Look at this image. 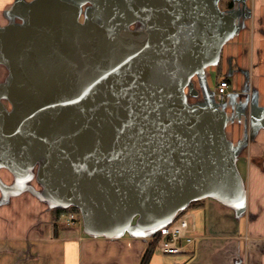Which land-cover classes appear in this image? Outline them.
Returning a JSON list of instances; mask_svg holds the SVG:
<instances>
[{"label": "water", "instance_id": "water-1", "mask_svg": "<svg viewBox=\"0 0 264 264\" xmlns=\"http://www.w3.org/2000/svg\"><path fill=\"white\" fill-rule=\"evenodd\" d=\"M90 1L101 23H81L78 3L33 0L27 15L16 6L24 25L0 29L12 61L0 84L12 104L0 102V165L22 179L43 159L55 205L80 206L92 231L110 235L137 212L157 230L206 195L242 202L224 116L207 99L186 101L236 14L220 0ZM137 20L144 30H129Z\"/></svg>", "mask_w": 264, "mask_h": 264}, {"label": "crops", "instance_id": "crops-1", "mask_svg": "<svg viewBox=\"0 0 264 264\" xmlns=\"http://www.w3.org/2000/svg\"><path fill=\"white\" fill-rule=\"evenodd\" d=\"M18 2L0 0V29L18 24ZM219 6L236 14L235 27L217 60L197 73L206 94L198 83L200 95L186 101L192 106L207 99L224 116L223 142L243 201L211 194L196 199L200 203L187 211L193 214L188 229L193 243L176 254H164L157 245L155 252L165 257L158 261L154 254L151 264H183L191 251L194 257L186 264H264V0H220ZM11 77L12 61L0 43V84ZM221 79L230 83L223 100L217 96ZM214 81L216 87L208 90ZM42 166L27 168L21 179L0 165V264H141L159 230L144 224L143 212L117 235L92 231L78 215L74 225L64 216L55 222L58 206L46 192Z\"/></svg>", "mask_w": 264, "mask_h": 264}, {"label": "built area", "instance_id": "built-area-1", "mask_svg": "<svg viewBox=\"0 0 264 264\" xmlns=\"http://www.w3.org/2000/svg\"><path fill=\"white\" fill-rule=\"evenodd\" d=\"M230 92V83L227 79H221L217 84V96L220 100ZM68 224L74 225L79 221L76 213L70 212L65 215ZM193 217L190 212L183 213L171 225H164L159 228L160 237L157 245L164 254H176L187 251L189 245L194 241V237L188 235L189 219Z\"/></svg>", "mask_w": 264, "mask_h": 264}, {"label": "flooded vegetation", "instance_id": "flooded-vegetation-1", "mask_svg": "<svg viewBox=\"0 0 264 264\" xmlns=\"http://www.w3.org/2000/svg\"><path fill=\"white\" fill-rule=\"evenodd\" d=\"M66 1H72L74 3H78L80 5V12H82L84 9H87V10H89L90 17H94V18L96 17L95 19H96L97 22H99V23L102 22V19L97 17V14H96L97 13V9H96L95 5L90 0H85V1H83V0H66ZM20 2L22 3V6L20 5V12L22 14H24V15H27L28 14V7L26 6V2L29 3L30 1L29 0H20ZM120 10H121V8L119 6H117V13L120 12ZM18 17H19V18H17L18 24H23L24 25L26 23V20L22 17L21 14ZM79 20H80V18H79ZM114 23H115V25L119 26L120 24L123 23V20H117ZM128 28L131 31H142L145 28V23H142L141 21L137 20L134 23L128 24ZM199 80H200L199 75L197 73H194L189 78L188 81L189 82H194V86L196 88L198 86ZM186 89L188 91L189 88L186 87ZM198 93L200 95L199 91H198ZM0 102L3 104V106L7 110H11L12 109V104L9 101L8 98H6V97L5 98H0Z\"/></svg>", "mask_w": 264, "mask_h": 264}, {"label": "trees", "instance_id": "trees-1", "mask_svg": "<svg viewBox=\"0 0 264 264\" xmlns=\"http://www.w3.org/2000/svg\"><path fill=\"white\" fill-rule=\"evenodd\" d=\"M200 203V200H193L191 201L188 206L181 211L180 214H178L175 219H173L170 223H168V225H171L179 216H181L183 213L187 212L191 207L196 206L197 204ZM70 212H74V213H79L80 210H78V207L74 204H71L67 207H55L53 214H54V221H58L60 220V217L62 215H65L67 213ZM56 225V223H55ZM160 237V230L155 231L153 238L147 243L146 248L144 249V252L142 254V258H141V264H151L152 262V258L155 254L156 248H157V242L158 239ZM194 257V252H190V256L188 257V259L183 263L186 264L188 263L192 258Z\"/></svg>", "mask_w": 264, "mask_h": 264}, {"label": "rangeland", "instance_id": "rangeland-1", "mask_svg": "<svg viewBox=\"0 0 264 264\" xmlns=\"http://www.w3.org/2000/svg\"><path fill=\"white\" fill-rule=\"evenodd\" d=\"M30 2H32L31 0H29ZM225 2L224 3H222V5H221V7L222 8H224L225 6ZM79 18H80V22L81 23H86L87 22V20L90 18V15H89V10H87V9H84L82 12H80V16H79ZM216 82L214 81L213 82V84L211 85V87L208 89V90H214V87H216ZM199 85H200V90L202 91V93L203 94H206L205 92V90H204V86L202 85V83H199ZM198 89L196 88V91H197ZM44 160L43 159H40V160H38V162L36 163V165L34 164L33 165V170L34 171H37V167L39 168V166L41 165V163L43 162ZM39 165V166H38ZM26 171H27V169H26ZM39 171H41V170H39ZM15 174V173H14ZM77 206V205H76ZM78 207V210H80V212L79 213H77V215L80 217V219H82V217H84V213H83V211L81 212V207L80 206H77ZM199 210H201V212L203 211V213L205 212V209L203 208V206H201V209H199ZM164 257L165 256H163V255H161L159 252H155V257H154V259H157L158 261H162L163 259H164ZM167 257H171V255H168Z\"/></svg>", "mask_w": 264, "mask_h": 264}]
</instances>
